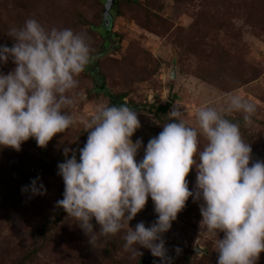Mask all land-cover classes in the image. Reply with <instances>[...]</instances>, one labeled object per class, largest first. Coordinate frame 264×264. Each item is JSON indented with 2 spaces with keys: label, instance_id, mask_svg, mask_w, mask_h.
Wrapping results in <instances>:
<instances>
[{
  "label": "rangeland",
  "instance_id": "374dc122",
  "mask_svg": "<svg viewBox=\"0 0 264 264\" xmlns=\"http://www.w3.org/2000/svg\"><path fill=\"white\" fill-rule=\"evenodd\" d=\"M105 3L0 0V46L11 47L9 30L32 18L46 29L71 28L86 34L95 57L79 77L76 101L67 110L76 121L72 127L43 148L34 139L24 142L18 152L0 148V264H142L146 260L161 264L147 249H138L141 256L125 252L126 230L90 244L77 221L56 207L64 192L58 164L72 151L79 161V149L88 135L81 121L89 120L97 108L111 105L117 100L113 97L137 107L141 127L132 141H142L139 161L174 107L195 126L198 107H220L225 93H236L254 105L255 113L249 126L239 113L229 118L240 124L253 161H264V0H113L108 29L102 27ZM14 67L9 60L0 64V73ZM101 76L110 96L98 90ZM167 105L164 114L156 110ZM203 144L201 139V148ZM65 148L71 150L67 157ZM18 171L29 177L21 178ZM37 177V187L43 184L46 189L44 195L22 191ZM186 179L193 191L195 169ZM199 207L200 202L190 197L163 235L166 264H217L215 238L200 225ZM156 219L149 197L129 227L134 230L139 222L149 227ZM92 223L98 232L95 220ZM256 264H264V252Z\"/></svg>",
  "mask_w": 264,
  "mask_h": 264
},
{
  "label": "clouds",
  "instance_id": "9594fccd",
  "mask_svg": "<svg viewBox=\"0 0 264 264\" xmlns=\"http://www.w3.org/2000/svg\"><path fill=\"white\" fill-rule=\"evenodd\" d=\"M8 37L13 44L0 46V64L11 60L15 67L0 73V148L18 152L29 139L43 148L76 123L67 110L76 101L79 77L95 58L91 43L84 33L46 29L32 18L11 28ZM234 113L249 126L255 107L228 92L220 107L197 108L195 126L174 107L137 161L142 146L141 139L132 141L141 127L137 112L126 105L97 108L89 120L81 121L88 135L79 161L72 151L58 164L64 192L56 207L77 221L90 244L126 230L125 252L141 256L138 249L144 248L166 264L163 235L191 197L200 202V225L215 238L217 264H256L264 252V161H253L240 124L229 118ZM64 151L67 157L71 150ZM192 169L196 179L190 191L186 178ZM38 180L22 191L44 195ZM149 197L157 219L149 227L139 222L133 230L129 222Z\"/></svg>",
  "mask_w": 264,
  "mask_h": 264
},
{
  "label": "trees",
  "instance_id": "16d2710c",
  "mask_svg": "<svg viewBox=\"0 0 264 264\" xmlns=\"http://www.w3.org/2000/svg\"><path fill=\"white\" fill-rule=\"evenodd\" d=\"M99 82H101V85H100V83H99V86H98V90H101V92L106 96V95H109L108 93H106L105 92V90H104V85H103V83H102V81H103V77L101 76V77H99V80H98ZM110 96V95H109ZM113 100H116V101H113V103L111 104V105H117V106H119V105H125L124 103H122V102H120V100L122 99V97H119V99L118 98H112ZM126 106H128V105H126ZM129 107V106H128ZM129 108H131L132 110H134V111H136V109H137V107H129ZM167 108H168V105L167 106H165V107H158L156 110L158 111V112H160V113H166V110H167ZM18 174L21 176V178H26V177H29V176H24L21 172H19L18 171ZM27 179H29V178H27Z\"/></svg>",
  "mask_w": 264,
  "mask_h": 264
},
{
  "label": "water",
  "instance_id": "95a60500",
  "mask_svg": "<svg viewBox=\"0 0 264 264\" xmlns=\"http://www.w3.org/2000/svg\"><path fill=\"white\" fill-rule=\"evenodd\" d=\"M112 1L113 0H107V3H105L104 6V17H103V24L102 27H104L105 29H108L110 27V20L111 17H109V11L111 10V6H112ZM198 249L195 248V252L198 253ZM150 261L146 260L144 261L142 264H148Z\"/></svg>",
  "mask_w": 264,
  "mask_h": 264
},
{
  "label": "flooded vegetation",
  "instance_id": "af4514ba",
  "mask_svg": "<svg viewBox=\"0 0 264 264\" xmlns=\"http://www.w3.org/2000/svg\"><path fill=\"white\" fill-rule=\"evenodd\" d=\"M106 33H108V31H107ZM102 39H104V40H105V42H107V41H108V39H107V38H105V37H103Z\"/></svg>",
  "mask_w": 264,
  "mask_h": 264
}]
</instances>
